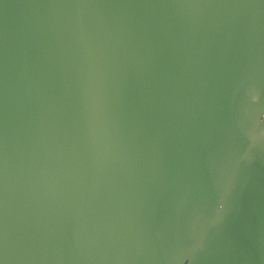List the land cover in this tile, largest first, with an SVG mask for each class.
Wrapping results in <instances>:
<instances>
[{
    "label": "water",
    "instance_id": "water-1",
    "mask_svg": "<svg viewBox=\"0 0 264 264\" xmlns=\"http://www.w3.org/2000/svg\"><path fill=\"white\" fill-rule=\"evenodd\" d=\"M0 264H264V0H0Z\"/></svg>",
    "mask_w": 264,
    "mask_h": 264
}]
</instances>
